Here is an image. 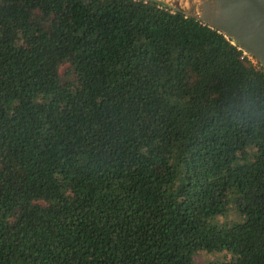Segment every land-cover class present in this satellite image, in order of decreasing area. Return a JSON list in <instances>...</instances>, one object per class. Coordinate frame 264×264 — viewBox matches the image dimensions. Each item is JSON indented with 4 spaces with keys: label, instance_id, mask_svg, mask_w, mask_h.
<instances>
[{
    "label": "trees",
    "instance_id": "obj_1",
    "mask_svg": "<svg viewBox=\"0 0 264 264\" xmlns=\"http://www.w3.org/2000/svg\"><path fill=\"white\" fill-rule=\"evenodd\" d=\"M264 264V69L159 0H0V264Z\"/></svg>",
    "mask_w": 264,
    "mask_h": 264
},
{
    "label": "water",
    "instance_id": "obj_2",
    "mask_svg": "<svg viewBox=\"0 0 264 264\" xmlns=\"http://www.w3.org/2000/svg\"><path fill=\"white\" fill-rule=\"evenodd\" d=\"M223 33L264 69V0H159Z\"/></svg>",
    "mask_w": 264,
    "mask_h": 264
},
{
    "label": "rangeland",
    "instance_id": "obj_3",
    "mask_svg": "<svg viewBox=\"0 0 264 264\" xmlns=\"http://www.w3.org/2000/svg\"><path fill=\"white\" fill-rule=\"evenodd\" d=\"M196 260L200 264H209L211 262L219 261L220 256L214 253L199 252L196 255Z\"/></svg>",
    "mask_w": 264,
    "mask_h": 264
}]
</instances>
